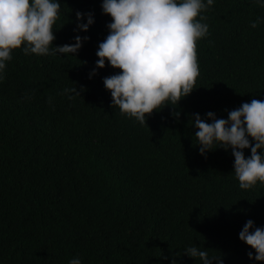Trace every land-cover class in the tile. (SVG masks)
<instances>
[{
    "label": "trees",
    "instance_id": "trees-1",
    "mask_svg": "<svg viewBox=\"0 0 264 264\" xmlns=\"http://www.w3.org/2000/svg\"><path fill=\"white\" fill-rule=\"evenodd\" d=\"M60 2L53 45L89 39L74 56L15 49L0 80V264H201L184 255L192 245L223 264H264L239 239L249 219L264 227V184L240 189L231 150L201 155L191 124L264 101V23L250 27L264 8L215 0L195 88L141 125L103 84L120 69L106 62L89 78L112 19L102 0ZM77 12L94 14L87 32H74Z\"/></svg>",
    "mask_w": 264,
    "mask_h": 264
},
{
    "label": "clouds",
    "instance_id": "clouds-1",
    "mask_svg": "<svg viewBox=\"0 0 264 264\" xmlns=\"http://www.w3.org/2000/svg\"><path fill=\"white\" fill-rule=\"evenodd\" d=\"M253 2L264 8V0ZM214 4L215 0H102L103 14L112 19L107 24L109 34L98 45V60L89 78L106 62L120 69L103 79L111 93L112 107L146 124L147 115L165 105H177L195 88L200 74L197 41L209 35L203 13ZM60 9V0H0V80L5 78L15 49L37 56H74L80 50L89 37L77 34L74 43L53 45V26L60 18ZM76 21L74 32H87L95 22L94 14L77 12ZM261 23L264 17L257 16L250 27L255 29ZM63 94L68 99L80 96L75 86L65 88ZM191 124L197 129L195 145L201 155L217 148L231 150L240 189L264 184V101L245 102L229 111L227 119L217 118L211 111L206 118L193 114ZM249 148L251 155L246 158L244 150ZM239 239L255 250V255L248 252L250 260L264 262V227H256L249 219ZM184 255L201 264H223L220 256H210L207 249L195 245L186 247ZM69 264L83 262L74 257Z\"/></svg>",
    "mask_w": 264,
    "mask_h": 264
}]
</instances>
